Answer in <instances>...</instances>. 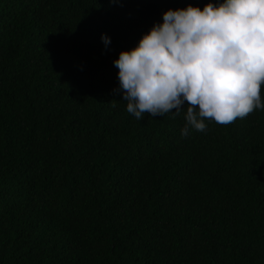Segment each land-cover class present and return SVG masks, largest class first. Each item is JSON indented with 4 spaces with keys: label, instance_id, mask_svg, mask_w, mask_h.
<instances>
[{
    "label": "trees",
    "instance_id": "1",
    "mask_svg": "<svg viewBox=\"0 0 264 264\" xmlns=\"http://www.w3.org/2000/svg\"><path fill=\"white\" fill-rule=\"evenodd\" d=\"M210 2L0 0V264H264V108L183 136L114 64Z\"/></svg>",
    "mask_w": 264,
    "mask_h": 264
},
{
    "label": "clouds",
    "instance_id": "2",
    "mask_svg": "<svg viewBox=\"0 0 264 264\" xmlns=\"http://www.w3.org/2000/svg\"><path fill=\"white\" fill-rule=\"evenodd\" d=\"M105 46L110 38L102 35ZM126 110L138 120L186 108L183 136L205 120L228 125L264 108V0H224L163 14L114 61Z\"/></svg>",
    "mask_w": 264,
    "mask_h": 264
}]
</instances>
